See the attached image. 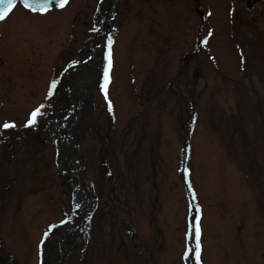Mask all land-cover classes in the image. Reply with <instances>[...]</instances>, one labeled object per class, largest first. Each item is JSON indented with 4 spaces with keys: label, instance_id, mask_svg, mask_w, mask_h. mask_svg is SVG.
Instances as JSON below:
<instances>
[{
    "label": "rangeland",
    "instance_id": "1",
    "mask_svg": "<svg viewBox=\"0 0 264 264\" xmlns=\"http://www.w3.org/2000/svg\"><path fill=\"white\" fill-rule=\"evenodd\" d=\"M96 3L0 25V264H264V2L122 0L111 111Z\"/></svg>",
    "mask_w": 264,
    "mask_h": 264
},
{
    "label": "snow or ice",
    "instance_id": "2",
    "mask_svg": "<svg viewBox=\"0 0 264 264\" xmlns=\"http://www.w3.org/2000/svg\"><path fill=\"white\" fill-rule=\"evenodd\" d=\"M54 0H0V21H4L9 14L12 12L14 7L16 5H22L24 8L29 9L33 12L39 11L40 13H46L50 10L49 5L53 4ZM69 3V0H55V7L57 8H64ZM95 30V29H93ZM211 35V33H209ZM203 43H207V41H203ZM105 65L103 70V80L100 84V90L102 94L104 95L105 101L108 104L109 111L112 110V105L110 101L108 100L107 95V88L109 84V72L112 67V54H111V37L108 38V51L105 52ZM75 63V62H74ZM69 67H72V65H69ZM67 71V69H65ZM56 87V81L52 82V85L50 86L49 95L52 94L51 89ZM36 108L33 110L27 120V123L25 124V127H30L36 124L37 117L41 115V108ZM16 125L11 122H4L2 125H0V132L15 128ZM185 178H187V169L184 170ZM191 188H189V192H191ZM196 197L193 194V202L195 201ZM80 207L79 204H76L75 208L78 210ZM190 211L193 209L194 204H190ZM75 214V212L73 213ZM71 219L61 221V226L67 223H70ZM58 227L57 225H51L49 228L44 232L42 238L40 239V242L38 244V250L40 249V246H42L46 239L49 237V235L54 231V229ZM189 233L192 234V238L194 240V243L191 248L186 247L184 257L188 258L189 252H193L194 256L192 259L195 261V264H200L201 259V227H200V209L198 206H195V218L193 222L189 226ZM188 239V233H186V240Z\"/></svg>",
    "mask_w": 264,
    "mask_h": 264
},
{
    "label": "flooded vegetation",
    "instance_id": "3",
    "mask_svg": "<svg viewBox=\"0 0 264 264\" xmlns=\"http://www.w3.org/2000/svg\"><path fill=\"white\" fill-rule=\"evenodd\" d=\"M122 0H97V17L100 19V25L95 27V32H98L100 29L102 30V34L105 35L106 37H112V32H111V21L115 20L118 17V11L120 9V4ZM71 0H69V3ZM89 0H84V3H88ZM68 3V4H69ZM91 4V3H90ZM95 6V5H93ZM94 9V8H93ZM95 13H93L94 15ZM2 35V31L0 28V36ZM108 41V39H107ZM114 42L111 43V47L114 46ZM108 46V43H107ZM80 61H82L80 59ZM78 61H75V63ZM77 64V63H76ZM79 64V63H78Z\"/></svg>",
    "mask_w": 264,
    "mask_h": 264
},
{
    "label": "water",
    "instance_id": "4",
    "mask_svg": "<svg viewBox=\"0 0 264 264\" xmlns=\"http://www.w3.org/2000/svg\"><path fill=\"white\" fill-rule=\"evenodd\" d=\"M264 2V0H246V6L248 9H253L255 5L260 4ZM53 5H55V0L53 4L49 5V8H51Z\"/></svg>",
    "mask_w": 264,
    "mask_h": 264
},
{
    "label": "bare ground",
    "instance_id": "5",
    "mask_svg": "<svg viewBox=\"0 0 264 264\" xmlns=\"http://www.w3.org/2000/svg\"><path fill=\"white\" fill-rule=\"evenodd\" d=\"M14 9H15V8H14ZM14 9H13V10H14ZM13 10H12V12H13ZM12 12H11V13H12ZM11 13L9 14V16H8V17H10ZM8 17H7V18H8ZM7 18H6V19H7ZM6 19H5V20H6ZM5 20H4V21H5Z\"/></svg>",
    "mask_w": 264,
    "mask_h": 264
}]
</instances>
